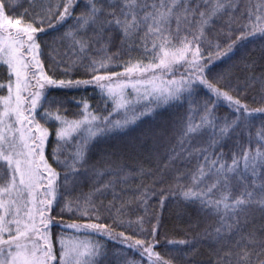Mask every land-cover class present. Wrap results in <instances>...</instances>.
Returning <instances> with one entry per match:
<instances>
[{
  "label": "snow or ice",
  "instance_id": "1",
  "mask_svg": "<svg viewBox=\"0 0 264 264\" xmlns=\"http://www.w3.org/2000/svg\"><path fill=\"white\" fill-rule=\"evenodd\" d=\"M60 29L53 43L74 58L59 75L85 78L45 68L49 43L38 37ZM257 39L264 61V0H29L28 8L0 0V264H111L105 239L119 243L112 255L122 264H172L154 250L160 214L149 209L153 198L163 208L159 192L216 218L191 241L166 243L193 248L204 239L216 248L214 264H264V224L249 228L255 211L264 217V71L254 72L250 55L217 67ZM89 87L95 109L80 99L71 118L50 95ZM248 90L259 106L245 102ZM221 104L228 115L217 114ZM156 116L132 135L142 117ZM133 202L142 214L124 219Z\"/></svg>",
  "mask_w": 264,
  "mask_h": 264
},
{
  "label": "trees",
  "instance_id": "2",
  "mask_svg": "<svg viewBox=\"0 0 264 264\" xmlns=\"http://www.w3.org/2000/svg\"><path fill=\"white\" fill-rule=\"evenodd\" d=\"M23 8L29 7V0H20ZM32 2L37 4H49V3H55L56 0H32ZM14 17L17 14H13ZM64 29H60L59 32L57 31H48L46 35L38 37V40L41 41H48L49 47H45L44 44H41L42 52H41V59L44 62L45 68L47 69L48 66L51 64L53 68L56 69L57 76L55 78H72L75 79L77 77L79 78H85L80 75V72H76L74 70V74L71 77H61L59 73L63 68L67 66V61L70 58H74V54L68 49V46L64 42H56L53 43V37H57L60 35V32H63ZM226 41L221 38L219 43L224 44ZM261 41L259 39L247 43L243 45L242 47L237 49L236 55L232 57L231 60H225L224 63L218 64L217 67H226L230 64L237 63L240 61V58L245 55H250L255 60V68L254 72L256 74H259L260 72L264 71V61L261 60ZM111 51H116V49H111ZM92 55H96V53H92ZM114 71H119L117 68H113ZM236 75L240 78V80H243V74H242V67L241 69H235ZM51 74V73H49ZM7 78V73L3 67H0V83H5ZM245 89H241V92H244ZM6 94V90L0 91V95ZM50 95L55 96L59 98L60 100H63L65 103L63 104V107L66 109L65 115L72 117V114L78 110V105L76 101H79L80 99H87L89 101V104L92 106L93 109L96 107V101L98 99L96 93L94 92L93 88L89 87L87 89L80 88V89H54L51 91ZM203 95V94H202ZM257 95V91L248 90L247 91V99L245 100L246 103L250 104L253 107L259 106L258 104L253 103L252 97ZM174 110L169 109L167 112L163 113L164 116H168L170 113H172ZM182 111V110H180ZM230 113V109L224 106L223 104L220 105L218 109V115L224 116L228 115ZM105 115L107 113H104ZM39 119V117H37ZM114 118H117L114 116ZM161 119L160 116H156L155 119H145L141 118V121H137V127L135 131L132 133V135H137L138 133L142 132L146 128H148L150 125L156 124ZM41 123H44V121H41ZM49 127L50 132L52 135L49 137V141L46 143L45 147V156L48 158L49 163L52 162L51 159V151L54 147V125L52 123H49L46 125ZM206 139V138H205ZM231 144V141H228L225 145V150H227L228 145ZM200 145L197 144L196 147H199ZM68 151H72L71 146H68ZM195 163V160L191 162V164H188L187 167H191ZM54 168H57L58 172H62L63 170L61 168H58L55 164L52 165ZM146 167H153L152 164H147ZM181 167H185V165H181ZM145 183H148L151 180V177H144L143 178ZM140 180H133L132 184H139ZM166 184H157L156 188L159 190L161 188H166ZM81 189H77L74 192H68L65 193L66 197L73 198L76 195L79 194V191ZM82 190L84 192L88 191L87 186H82ZM129 195H132L129 193ZM159 195H162L165 197L164 206L161 208L158 204L157 199L153 198L150 201V209L151 212L153 209L157 211L160 214V228L159 232L157 234V241H159L158 246L154 249L156 252L160 253V255L166 259L171 260L172 264H214L215 261V251L216 248L212 244L211 241H206L204 239L201 240L199 244L194 245L193 248H188L183 245H170L166 243V241H180V240H186L191 241L194 236H196L197 233L202 232V230L206 227L209 223H215V217L211 215H206L198 210V208L194 205H186L182 203L181 201L172 198L167 192H159ZM111 197H109L110 199ZM137 214H142L139 212L138 209L135 208L134 202L133 204L128 208V215L123 217L124 219H135V216ZM53 217L56 220H63L64 222H71L73 220H76L77 218L75 216L64 214L62 217L57 216L56 212L53 211L52 213ZM255 219L253 220L252 224L249 225V228H255L257 231L259 230V227L261 224H264V217H261L260 213L258 211H255L253 213ZM101 223L108 224L110 223L109 220H102L99 221ZM145 228L148 227L147 224L144 225ZM62 229L58 227H53L52 232L58 233ZM117 232L119 231H125L126 234H134L131 230L125 229V228H116ZM70 232H65V234H69ZM137 238H143V237H137ZM105 246L106 250L109 252L108 261H111V264H122V261L119 257H116L112 255L116 250H122L121 246L118 242L114 243L110 239H105L101 241ZM224 251H227L228 249H223ZM183 254V255H182ZM127 256L129 259L133 260H140V256L137 255L133 250H127ZM141 264H147V260H141Z\"/></svg>",
  "mask_w": 264,
  "mask_h": 264
},
{
  "label": "rangeland",
  "instance_id": "3",
  "mask_svg": "<svg viewBox=\"0 0 264 264\" xmlns=\"http://www.w3.org/2000/svg\"><path fill=\"white\" fill-rule=\"evenodd\" d=\"M118 118V117H117ZM69 234H71V233H69ZM69 234H67V235H69ZM93 239H96V237H93Z\"/></svg>",
  "mask_w": 264,
  "mask_h": 264
}]
</instances>
